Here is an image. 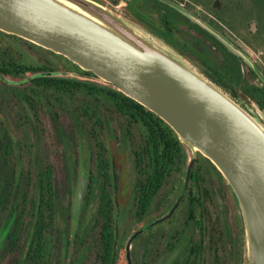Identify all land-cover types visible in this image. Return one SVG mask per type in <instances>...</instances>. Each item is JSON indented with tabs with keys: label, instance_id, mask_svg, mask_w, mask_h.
Returning <instances> with one entry per match:
<instances>
[{
	"label": "flooded vegetation",
	"instance_id": "1",
	"mask_svg": "<svg viewBox=\"0 0 264 264\" xmlns=\"http://www.w3.org/2000/svg\"><path fill=\"white\" fill-rule=\"evenodd\" d=\"M94 1L170 45L250 114L252 102L264 110V81L253 67L264 75V6L246 12L243 0ZM219 34L247 57L229 50ZM95 77L62 54L0 30V264H242L241 213L221 172L197 153L182 192L185 149L180 170L150 164L155 155L141 138L133 145L120 118L104 113L98 123L94 93L106 85ZM65 82L85 92H65ZM82 96L92 99L88 110ZM111 139L129 161L120 208ZM48 168L52 195H34L35 173ZM79 177L85 185L73 221Z\"/></svg>",
	"mask_w": 264,
	"mask_h": 264
},
{
	"label": "water",
	"instance_id": "2",
	"mask_svg": "<svg viewBox=\"0 0 264 264\" xmlns=\"http://www.w3.org/2000/svg\"><path fill=\"white\" fill-rule=\"evenodd\" d=\"M0 30L64 55L94 73L97 82L167 123L187 153L182 192L197 153L208 158L239 205L242 264H264V110L252 102L250 114L170 45L94 0H0ZM218 37L229 50L246 57L225 36ZM121 153L126 154L124 149ZM118 158L112 152L116 191ZM84 185V177H79L73 189V221Z\"/></svg>",
	"mask_w": 264,
	"mask_h": 264
},
{
	"label": "trees",
	"instance_id": "3",
	"mask_svg": "<svg viewBox=\"0 0 264 264\" xmlns=\"http://www.w3.org/2000/svg\"><path fill=\"white\" fill-rule=\"evenodd\" d=\"M65 84V92L74 93L77 90L83 94L85 92L84 86L67 85ZM87 90V89H86ZM89 92V91H87ZM92 92V91H91ZM88 96V95H87ZM95 106L97 114V122L100 123L101 116L105 113L106 116L120 118L122 124L127 127L128 136L132 141L137 142L140 138L143 140V146L146 148L147 154L151 157L155 155L154 160L150 164H170L174 163L178 170L185 163V151L183 145L180 143L174 131L155 113L148 110L146 107L124 95L120 91L108 86L96 85ZM91 98L81 97L82 106L86 110L90 107ZM140 133V136L138 135ZM132 136V137H131ZM134 141V142H133ZM104 148V145L100 144ZM136 146V145H134ZM107 165V161H102ZM106 170V169H105ZM34 178V195H41L43 191L50 196L52 195V172L48 168L41 169L36 172ZM39 187V188H38ZM37 188L39 191H37ZM111 219L108 220L107 231L112 235ZM39 231V229H38ZM38 235V239H39ZM37 253V252H35ZM41 251L38 252V256Z\"/></svg>",
	"mask_w": 264,
	"mask_h": 264
},
{
	"label": "rangeland",
	"instance_id": "4",
	"mask_svg": "<svg viewBox=\"0 0 264 264\" xmlns=\"http://www.w3.org/2000/svg\"><path fill=\"white\" fill-rule=\"evenodd\" d=\"M243 2L246 5V6H244V8L248 9L246 12H253L254 10L251 11L252 9H263V6H264V0H243ZM247 5H250V7H247ZM110 10H112V9H110ZM112 11H114V10H112ZM114 12H116V11H114ZM116 13H118V12H116ZM255 54H256V57H258V58L260 57V55L258 53H255ZM246 57H247V55H246ZM109 145H110L112 152L116 153L117 157H119L118 159L120 160V162L118 164V168H117V169H119V171H118V184H117L118 189L116 191V199H115V203H116L117 207L120 208L124 205V202H126V199H127V193L123 192V187L125 185L126 180H128L129 161L127 159L126 154H125V156H123V153H121V151H117V147L115 146V140L114 139L109 140ZM62 151L65 154V156H67L71 151V147L68 145H65L62 147ZM55 174H56L55 180L58 182L59 180H61L62 172L60 170H58V172L56 171Z\"/></svg>",
	"mask_w": 264,
	"mask_h": 264
}]
</instances>
